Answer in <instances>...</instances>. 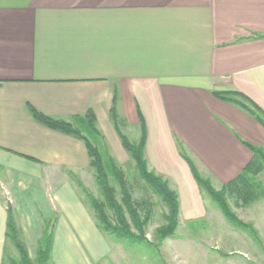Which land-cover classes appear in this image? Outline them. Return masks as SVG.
<instances>
[{"label": "crops", "instance_id": "0c3cea01", "mask_svg": "<svg viewBox=\"0 0 264 264\" xmlns=\"http://www.w3.org/2000/svg\"><path fill=\"white\" fill-rule=\"evenodd\" d=\"M219 95L264 113V0H0V264L9 204L31 257L52 222V264L62 239L87 238L67 227L95 224L65 187L95 178L85 143L32 110L70 123L92 112L123 165L115 105L124 135L137 131L138 142L144 128L150 169L194 221L204 193L186 157L222 186L252 162L245 143L264 150V126Z\"/></svg>", "mask_w": 264, "mask_h": 264}, {"label": "trees", "instance_id": "16d2710c", "mask_svg": "<svg viewBox=\"0 0 264 264\" xmlns=\"http://www.w3.org/2000/svg\"><path fill=\"white\" fill-rule=\"evenodd\" d=\"M219 97L236 103L264 126V113L248 100L238 101L227 95H219ZM31 113L45 126L79 138L85 143L99 195L96 196L87 190L85 193L101 230L121 239L151 244L147 238V228L154 214L155 204L152 201L154 195L167 208V213L164 215L165 223L156 230L157 239L162 242L175 236L180 225L179 195L170 187L167 180L150 169L145 154L144 128L139 141L131 142L128 136L123 134L122 127L125 122L118 116L116 106H113L111 110L113 124L137 175L130 177L126 174L123 165L118 163L110 153L92 112L84 117L76 118L75 123L52 119L36 110H32ZM245 145L254 154L252 162L235 180L222 185L221 191L213 188L211 181L202 177L193 162L186 157L199 187L217 204L225 218L239 228H245L248 225L244 224L232 211L226 196L235 197L237 201H242L244 206L264 198L263 186L255 180V177L264 171V150L248 143ZM136 182H142L144 190V195L139 198L134 193ZM79 185L83 187L81 183ZM252 233L256 234V231ZM6 239L3 264H52L54 225L51 221L44 222L42 236L38 241L35 256L32 258L17 225L14 211L9 206ZM12 249L16 250L17 256L10 254Z\"/></svg>", "mask_w": 264, "mask_h": 264}, {"label": "rangeland", "instance_id": "374dc122", "mask_svg": "<svg viewBox=\"0 0 264 264\" xmlns=\"http://www.w3.org/2000/svg\"><path fill=\"white\" fill-rule=\"evenodd\" d=\"M127 136L131 142H137L138 132L130 131ZM109 150L113 155L110 148ZM123 167L128 176H137L131 161L123 164ZM198 173L210 180L213 188L221 191V185L204 176L206 174ZM255 180L262 184L264 190V171L256 176ZM65 181V187L69 188V183L75 186L79 196L86 203H88L86 190L96 196L99 195L93 177ZM80 181L83 186L81 188L77 185ZM135 184L134 193L139 198L144 195L142 182ZM203 193L205 207V212L201 213L203 216L194 221L180 218V225L173 238L162 242L157 239L156 230L165 223L164 215L167 208L153 195L154 214L147 228V238L151 244L132 242L104 232L98 225L96 226L95 218V224L93 222L91 228L89 226L66 228L70 231L75 230L81 238L82 232L79 231H83L87 238L75 244L62 239L53 264H264V198L244 206L242 201H237L235 197L226 196L232 211L248 225L245 229L232 225L210 196L205 191ZM9 206L12 207L11 204ZM14 216L21 230L15 212ZM253 231H256V234H253ZM11 253L13 256L18 255L15 249H12Z\"/></svg>", "mask_w": 264, "mask_h": 264}]
</instances>
